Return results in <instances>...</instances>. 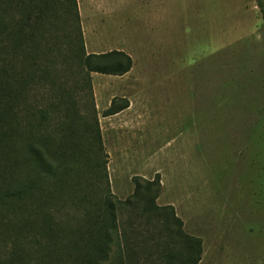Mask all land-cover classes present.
I'll list each match as a JSON object with an SVG mask.
<instances>
[{
	"label": "rangeland",
	"instance_id": "obj_1",
	"mask_svg": "<svg viewBox=\"0 0 264 264\" xmlns=\"http://www.w3.org/2000/svg\"><path fill=\"white\" fill-rule=\"evenodd\" d=\"M76 8L71 18L58 0L42 31L51 48L42 60L54 78L79 33L86 55L120 51L133 60L123 76L91 74L93 104L74 87L83 92L81 118L95 111L111 195L125 201L136 179L157 180V205L172 207L184 233L201 241L199 264H264V13L257 0H76ZM30 92L31 109L57 98L43 81ZM114 101L126 107L108 115ZM50 120L57 131L60 119ZM80 142L92 166L96 150Z\"/></svg>",
	"mask_w": 264,
	"mask_h": 264
},
{
	"label": "trees",
	"instance_id": "obj_2",
	"mask_svg": "<svg viewBox=\"0 0 264 264\" xmlns=\"http://www.w3.org/2000/svg\"><path fill=\"white\" fill-rule=\"evenodd\" d=\"M56 2L0 0V264H199L201 241L156 203L159 181L136 179L125 201L111 195L98 120L95 111L81 118L78 92L93 104L91 74L123 76L133 60L120 51L86 55L79 33L54 78L41 39ZM59 3L77 18L76 0ZM257 3L264 13V0ZM42 81L57 98L28 108ZM125 107L114 101L107 114ZM80 141L96 150L92 166Z\"/></svg>",
	"mask_w": 264,
	"mask_h": 264
}]
</instances>
